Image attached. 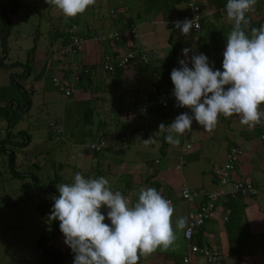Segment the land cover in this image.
Segmentation results:
<instances>
[{"label":"crops","instance_id":"1","mask_svg":"<svg viewBox=\"0 0 264 264\" xmlns=\"http://www.w3.org/2000/svg\"><path fill=\"white\" fill-rule=\"evenodd\" d=\"M162 1L136 0L135 3H130L132 6L134 5L133 7L128 3V5H124L120 9L121 15L115 14L114 11L110 13L109 17L114 25L112 34L113 32L120 33L118 41L112 38V34L109 37L106 35L107 27L90 31L89 26H87L78 34L84 39L81 51L71 54L64 49L62 53L59 52L58 54V51L53 50L55 59L51 61L55 63L54 67L56 69L52 72V77H63L65 90L70 88L72 82V65L87 66L90 71L88 77H83L81 81L74 84V86L77 85L78 90L76 91V87H74L72 95L75 96L76 101L91 103V107L88 106L84 112L83 121L95 123V130L98 131V135L101 133L106 138L111 135L112 139L117 140L124 129H129L130 135L127 139V146L119 145L116 147V151L123 154L124 149L129 148L135 135L142 138L148 137L150 129L159 123L158 117L165 118L166 121L163 123L167 126L179 114L183 112L191 114L190 109L186 107L184 111L176 113H168L154 106L150 108L152 105L151 99L147 114L137 122L127 119L125 111L133 107L137 93L141 91L147 93L153 84L159 86L158 91L163 99L177 106V101L173 95L174 84L170 76L172 70L167 72L168 67L175 62V59L169 60L173 55L172 33L180 30L175 27V22L177 20L183 21L188 17V4L191 2L200 7L201 18L206 19L207 23L215 20L212 19L215 11L212 0H170V3ZM182 1H185V7L180 6ZM129 9L132 14L128 15ZM254 9V12L248 13L249 19L256 22L257 27H259L264 24L262 3L257 2ZM109 11L111 12L112 9ZM115 21H117V24H114ZM135 21H137L140 32L137 31ZM214 22L218 29H222L225 24L227 25L232 21L225 12L218 21ZM126 24L135 26L136 33L134 35L125 29ZM73 25L75 24L73 23ZM60 38L61 36L58 39ZM169 38L171 40H168ZM209 40H211L210 45L212 46L214 42L211 38ZM206 41L205 47L208 45ZM198 42L199 40H195V43ZM165 44L172 45L171 51L167 52L168 49ZM177 44L175 57H177L178 49L181 46L178 42ZM225 47L226 41L220 54H216L215 45H213V55L215 57L220 56L221 61L224 58ZM130 49L143 53L146 56V61H136L124 68H116L114 71H104L102 69L101 63L106 55H123ZM147 53H151L153 58L149 57L148 59ZM199 53L194 51L189 55ZM178 58L182 59L184 57ZM169 62L170 65L166 67V63ZM191 66V63H189V67ZM178 67L180 65L176 68ZM261 106H264V104H261ZM221 119L227 124H235V128L240 135L239 143L233 140H229L227 143L221 141L219 149L215 150L216 153L209 151V154L206 155L202 150V144L203 142L209 141L211 143L213 141L214 134L212 133H214L215 128L212 131L204 130V134H200L201 129L195 125L192 131L180 137L179 145H170L164 140L163 144L156 148L159 154L153 153L149 156L148 150L137 151L135 155L140 158L139 161H128L126 160L127 155H124L126 159H121L113 167V170L118 176L124 174L126 177H130L138 173L137 168H139L141 169L139 173L144 175L145 181L149 182L148 178H151L159 183L158 191L161 192L164 198L171 200L173 203L175 209L173 225L175 227L177 218L188 217V212L197 206V204H189L181 199V189L183 187L215 189L217 187L215 170L225 162L226 153L230 146L240 147L242 154L236 164L233 177L251 181L256 189V194L250 197H241V201L244 203L241 220L238 225H234L231 234L228 235L225 228L228 209L225 207L224 202L225 198L231 194L228 193L230 188H226L224 195H221L216 203L215 215L194 230L193 239L195 241L199 240L201 245L217 248L222 254V264H264V141L259 140L258 129L242 125L238 115H233L230 118H225L222 115ZM112 139L109 138V142H112ZM111 148L113 149V147ZM199 162H203L211 168L209 173L204 170H193V168L187 166L189 163ZM107 163L106 168L109 169ZM98 174L102 173L99 171ZM148 187L151 186L148 185ZM133 189L135 188H132L128 181L124 183L122 189L119 188L129 201V206L138 201L140 188L134 190L133 201H130L127 197V194ZM177 232L181 234L182 243L176 251H156L151 255L141 256L138 264H185L183 262L184 257L189 258L188 264H207L203 257L189 252L188 243L184 238V229Z\"/></svg>","mask_w":264,"mask_h":264},{"label":"rangeland","instance_id":"2","mask_svg":"<svg viewBox=\"0 0 264 264\" xmlns=\"http://www.w3.org/2000/svg\"><path fill=\"white\" fill-rule=\"evenodd\" d=\"M6 1L0 0V26ZM19 1L21 4L19 9L9 14L10 25L9 35L6 37L5 57L0 38V60L5 64L4 67H0V86L9 83L10 74H19L28 68L30 71L28 78L17 80L26 89L31 90V105L28 111L18 112L21 119L9 128L7 121L0 119V140L5 139V142L0 144L3 147L0 148V264H47L38 246L41 233H44V238L46 237L44 246H50L60 252L66 251L68 247L61 231L58 235H51L55 232L56 226L40 211V206L44 205L46 211L50 213L54 204L53 197L59 196L57 185L71 183L76 172H80L85 178L104 176L109 180L111 189L121 193L119 188L122 189L124 183L128 181L132 188H135L127 194L128 199L133 201L134 190L148 187L151 182L145 181L144 175L139 173L141 170L139 168L138 173L126 177L124 174L118 176L113 167L121 159L139 161L140 158L135 155L137 151L148 150L149 156L153 153L159 154L156 148L163 144L165 139L162 136L166 135L165 132L159 133V125L166 119L158 117L159 123L150 129L148 137L135 135L129 148L124 149V154L116 151L121 142L119 139H112L111 135L106 138L108 147L94 153L89 145L98 142L96 125L83 121L84 112L88 106L91 107V103L76 101L73 95L66 96L63 77H52V72L56 69L55 63L51 61L55 59L53 48L58 38L64 32H68L71 24L76 25V34L87 26L90 31L107 27L105 33L109 37L114 28L109 10L112 9L115 14L121 15L120 9L128 4L132 6L136 0H95L84 13L67 19L60 10L46 3V0ZM257 2L262 3L264 11V0ZM180 6L185 7V1H182ZM127 14H132L130 9ZM115 23L117 24V21ZM135 23L137 31L140 32L137 21ZM172 34L171 44L178 42L181 45L177 57H182V49L185 47L193 49V52L214 54V43L211 46L210 38H204L202 33L191 32L190 35L184 36L180 30H176ZM195 40L199 42L195 43ZM205 41L208 43L206 47ZM165 46L167 52L171 51L172 45ZM32 47H35L34 51L31 50ZM152 56L151 53H147L148 59L153 58ZM13 62H17V65L12 66ZM169 65L170 62L166 63V67ZM42 69L44 70L42 75L35 78ZM53 79H56L60 86H56ZM74 87L77 91V85ZM221 117L222 115L218 117L214 127L213 141L202 144V150L206 155L209 151L214 153L219 149L221 141L227 143L233 140L239 143L240 135L235 124H227ZM192 125V129L197 125L202 131L200 134H204L205 129L195 120ZM20 130L23 132L20 133ZM150 137H155V142L145 144L144 140ZM109 138L112 142H109ZM11 152L13 164L10 166ZM124 155H127L126 158ZM106 163L109 169L106 168ZM187 166L193 170H204L206 173L211 169L203 162L189 163ZM12 171H17L18 175ZM99 171L102 174H98ZM42 185L43 189L40 187ZM114 187L116 189H113ZM101 211L107 217V207H103ZM58 223L60 224L59 220ZM105 223L110 224V221L106 218ZM177 236L176 243L180 245L181 234L177 232ZM73 261L74 253L64 258L61 264H73Z\"/></svg>","mask_w":264,"mask_h":264},{"label":"clouds","instance_id":"3","mask_svg":"<svg viewBox=\"0 0 264 264\" xmlns=\"http://www.w3.org/2000/svg\"><path fill=\"white\" fill-rule=\"evenodd\" d=\"M60 10L65 19L84 13L95 0H46ZM257 0H227L226 14L233 22L226 33L222 68L210 66L206 54L189 55L193 49L185 47L170 76L173 95L180 108L190 112L179 114L169 125L161 123L159 133L166 132L165 141L179 145L180 137L192 131L195 120L205 130L212 131L218 117L233 115L249 127L262 123L264 111V24L252 27L247 14ZM198 17L177 20L175 27L184 36L199 29ZM191 63V67H189ZM155 142V137L144 140ZM58 197L48 221L59 220L65 244L74 253L73 264H138L141 256L179 248L177 231L185 229L187 217L175 220L171 200L151 187L139 189L138 201L129 206L120 191H113L104 176L85 178L76 172L71 183L57 185ZM185 198H190L187 189ZM107 207V217L102 208ZM106 218L110 224L105 223ZM188 264V258H185Z\"/></svg>","mask_w":264,"mask_h":264},{"label":"built area","instance_id":"4","mask_svg":"<svg viewBox=\"0 0 264 264\" xmlns=\"http://www.w3.org/2000/svg\"><path fill=\"white\" fill-rule=\"evenodd\" d=\"M189 12L187 19H193L196 16L198 17L197 23L199 24L200 29V20H201V10L200 7L191 2L188 4ZM254 8L251 12H254ZM113 11H111L112 13ZM76 26L71 25L69 28V44L68 51L71 54L77 53L81 51L82 44L84 39L76 34L75 32ZM132 35L136 33V29L134 25H127L126 28ZM199 29H192V32H198ZM112 38L115 41L120 39L119 32H113ZM140 61L145 62L146 56L135 50H128L123 55H106L103 62L101 63L102 69L104 71H114L116 68H124L129 64ZM83 71V73L88 72V68L85 65H72L71 73H72V82L70 83V88L65 90V95L70 96L73 93L74 84L78 81L79 73ZM54 83L58 85V81L56 79ZM155 101V103L161 107L162 110L167 111L168 113H176L178 111H184V108H180L176 105L170 104L165 99H163L157 87L153 84L147 93L141 91L137 93L136 100L133 104L132 108H129L125 111V116L127 119L132 122H137L141 118H143L147 112L148 107L150 105V99ZM261 111H264V106L260 107ZM264 121V117L261 118ZM252 129H258V138L260 141H264V122L255 125L254 127H250ZM130 135V131L128 128L124 129V131L119 135L118 139L121 142L123 147L127 146V139ZM106 137L103 134L98 135V142L91 143L89 148L93 152H99L103 150L107 146ZM242 154V150L238 146H230L227 153L225 162L215 170V177L217 181V187L213 190H206L204 188L198 189H190L188 187H183L180 191V197L183 201L189 204H197V206L188 212L187 217V225L184 229V238L188 243L189 252L193 254L200 255L204 258L207 264H222V254L220 251L211 246L206 245H198L194 242L193 232L195 229L200 227L206 220L212 218L215 215L216 211V203L219 200L221 195H224V190L226 188H230L228 193L231 195L241 194L242 196H254L256 194V189L253 183L246 179L234 178L233 174L236 168V164L238 159ZM187 189L190 198H185L184 192ZM129 202V201H128ZM135 203V202H134ZM134 203H130L132 206ZM185 258H183V262L185 263ZM188 258V257H187ZM189 263V258H188Z\"/></svg>","mask_w":264,"mask_h":264},{"label":"trees","instance_id":"5","mask_svg":"<svg viewBox=\"0 0 264 264\" xmlns=\"http://www.w3.org/2000/svg\"><path fill=\"white\" fill-rule=\"evenodd\" d=\"M160 1L163 2L162 0ZM164 1H166V3H170V0H164ZM6 2L7 3L4 4V10L1 14L2 24L0 26V31L2 32V35L0 36L1 41H2L1 46L3 48L4 57L6 56L5 52L7 48L6 37L9 35V25H10L9 14L15 13L21 6L19 0H7ZM212 2L215 8L212 19H215V20H212L209 23H207L206 19L201 18L200 29L197 33L198 34L202 33L205 36V38H211L215 45V53L220 54L223 48V44L227 39L226 33L231 30L233 22L228 23L227 25L225 24L222 27V29H218L215 26L214 21H218V19L223 15V13L226 12L225 6L227 3V0H212ZM247 16L249 18L248 14ZM257 25L258 24H256V22L251 21L252 27H257ZM69 35H70L69 32L66 31L61 35V38L58 39L59 41L58 43H56L57 45H55L56 47L55 50L58 51V53L59 52L62 53L64 49L68 51V44L70 42ZM168 40H171V39L169 38ZM65 46L66 48H64ZM177 48H178V44L177 43L173 44V55L172 57L169 58V60L171 61L172 59H175L176 63L171 64L168 67L167 72H170L173 68H176L177 66H179L178 60L181 58L175 57V52ZM34 49L35 47H32L31 50L34 51ZM206 55L209 58L210 66L214 62V69H220L222 71L221 57L220 56L215 57L214 55H211V54H206ZM11 65L16 66L17 62H13ZM26 65L28 67V63H26ZM4 66L5 64L3 60H0V67H4ZM43 71L44 70L42 69L40 72H38L35 75V78L40 77ZM89 73L90 71L86 73H83V71H80L77 82L81 81L83 77H88ZM29 75H30V71L28 70V68H25L19 74H10L9 83L7 85L0 86V119L7 121V128L15 125L21 119L20 115L18 114L19 111L20 112L28 111L31 105V100H30L31 90L26 89L25 86H23L17 80V78L25 80L28 78ZM156 87L159 90V86L157 85ZM151 100H152L151 101L152 105L150 106V108L154 106L162 110L161 107L155 103L153 98ZM19 132L21 133L23 132V130H20ZM8 136H10V132L8 133ZM4 142H5V139L2 138L0 140V144H3ZM0 148L2 149L3 147L0 146ZM9 158H10V166H11L13 164V159H12L13 153L12 152L10 153ZM12 172L18 175L17 171H12ZM148 180L149 182H151L150 186L158 190L159 183H157L155 180L151 178L150 179L148 178ZM40 187L42 189L44 188L43 185ZM241 197H242L241 194H236V195H228L225 198L224 204H225V207L228 209V213H227L226 220H225V228L228 232V235L231 234L232 232L231 230H233L234 225H238V223L241 220V216H242L243 208H244V203L241 201ZM40 211H41V214L47 219L50 213L46 211L44 205L40 206ZM51 222H53L56 226L55 232L51 235L52 236L58 235L60 233L58 220L51 221ZM44 241H46V237L44 238V233H41L38 238V246L40 250L42 251V253L44 254L47 264H61L64 258L70 256L73 253L69 246L67 247L66 251L60 252V251L52 249V247L50 246H44L43 244ZM194 242L197 243L198 245H201L199 240H196V241L194 240Z\"/></svg>","mask_w":264,"mask_h":264}]
</instances>
